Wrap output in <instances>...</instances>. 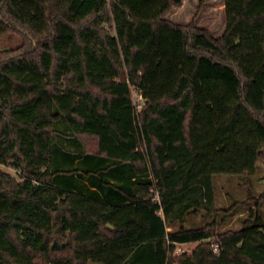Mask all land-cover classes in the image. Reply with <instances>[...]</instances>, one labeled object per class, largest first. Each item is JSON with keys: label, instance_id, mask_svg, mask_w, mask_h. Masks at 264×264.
Returning <instances> with one entry per match:
<instances>
[{"label": "trees", "instance_id": "trees-1", "mask_svg": "<svg viewBox=\"0 0 264 264\" xmlns=\"http://www.w3.org/2000/svg\"><path fill=\"white\" fill-rule=\"evenodd\" d=\"M172 2L0 0V264H264L257 212L182 225L264 153V0H225L218 38Z\"/></svg>", "mask_w": 264, "mask_h": 264}, {"label": "rangeland", "instance_id": "rangeland-1", "mask_svg": "<svg viewBox=\"0 0 264 264\" xmlns=\"http://www.w3.org/2000/svg\"><path fill=\"white\" fill-rule=\"evenodd\" d=\"M224 3L225 0H180L179 3L172 2L162 18L176 25H192L204 29L212 37L218 38L225 28ZM23 42L18 32L6 31L0 34V52L17 49ZM131 90L132 96V87ZM90 144L91 141H87L88 147ZM1 168L14 174L10 168ZM213 185L215 205L222 211L217 216L202 212L190 213L182 223L184 227L202 226L216 220V226L211 232L217 234L221 230L239 228L244 219L254 217V212L264 220V153L257 162L254 174L241 177L216 175L213 177ZM172 228H178V224ZM196 245L197 242L184 243L180 246L181 252H190Z\"/></svg>", "mask_w": 264, "mask_h": 264}, {"label": "built area", "instance_id": "built-area-1", "mask_svg": "<svg viewBox=\"0 0 264 264\" xmlns=\"http://www.w3.org/2000/svg\"><path fill=\"white\" fill-rule=\"evenodd\" d=\"M134 94H132L131 96V100H132V105L134 106V109L136 111V113L138 114L143 105H144V99L142 98V96L134 90L133 92ZM155 200H158V197L156 195V197L154 198ZM208 242H210V247L212 249V251L214 253H217L219 251V241L218 239L216 238V236H211L210 238L207 239ZM182 244H176V248H175V253L178 254V253H181V246Z\"/></svg>", "mask_w": 264, "mask_h": 264}, {"label": "water", "instance_id": "water-1", "mask_svg": "<svg viewBox=\"0 0 264 264\" xmlns=\"http://www.w3.org/2000/svg\"><path fill=\"white\" fill-rule=\"evenodd\" d=\"M105 227L108 228V229L111 230V231H114V227L111 226V225L108 224V223L105 225ZM88 264H101V263H96V262H92L91 260H89V261H88Z\"/></svg>", "mask_w": 264, "mask_h": 264}]
</instances>
